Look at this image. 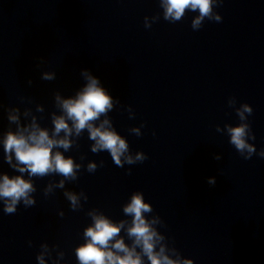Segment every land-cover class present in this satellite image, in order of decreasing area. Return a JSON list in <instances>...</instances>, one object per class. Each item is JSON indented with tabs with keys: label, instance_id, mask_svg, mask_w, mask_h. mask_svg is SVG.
<instances>
[{
	"label": "clouds",
	"instance_id": "1",
	"mask_svg": "<svg viewBox=\"0 0 264 264\" xmlns=\"http://www.w3.org/2000/svg\"><path fill=\"white\" fill-rule=\"evenodd\" d=\"M222 3L223 0H159V5L163 8V19L171 23L181 21L188 12H198L191 21L193 30H199L205 20L221 21L222 17L214 9ZM153 20L158 21L159 16H154ZM145 27H151L147 23V17ZM80 76L85 83L74 95L65 97L60 92L54 94L56 111L49 114L51 128L42 126L39 120L43 117L38 118L31 108L26 107L23 111L19 107L6 109L9 127L0 133V145L3 146L4 162L19 174L10 176L7 172H0V201L3 202L5 214L16 213L21 203L25 208L35 205L33 193L37 189L33 178L61 177L54 184L49 182L46 185L43 190L45 196L53 193L54 188L64 189L66 182H75L78 179L84 165L65 153L79 147L78 140L85 131L88 139L92 141L90 151L94 154L108 152L117 167L123 168L125 164L133 165L148 158L144 152H137L135 157L128 154V143L118 133L109 117L114 109L113 98L101 85L100 79L88 69H81ZM55 78L54 71L41 73L44 81ZM28 83L31 85L32 81L29 80ZM235 103L234 97L228 102L235 109L240 123L237 126L225 125L230 136L229 143L245 160L251 159L254 154L264 158V149L257 153L254 145L248 143L249 139L255 140L247 122L253 108L247 103L235 108ZM35 111L44 113V105L36 104ZM11 125H15L14 130ZM143 126L142 124L140 127ZM216 130L220 131V128L217 127ZM129 131L138 137L141 135L139 128ZM214 158L219 160L220 156ZM84 159L85 156L81 155L80 160ZM103 164V160L99 165L89 161L86 171L94 173ZM130 171L129 169V174ZM207 183L214 186L216 180L210 177ZM63 194L72 211H79L83 207L81 196L83 201L88 200L83 191L78 195L65 190ZM122 212L129 219L114 221L98 208L87 212L91 223L83 230L84 242L74 249L78 264H193V260L183 259L174 246H169L166 236L158 230V226H163V221L159 215L152 214V204L145 202L142 192H133L128 202L122 206ZM59 215L63 217L64 213ZM122 231L124 235H121ZM125 236L130 243L125 242ZM41 247L45 252L48 251L47 244H42ZM64 255V252H59L58 258L63 259ZM36 259L38 264H45L43 253L37 255ZM49 259L53 257L50 255ZM53 264H57V258L53 259Z\"/></svg>",
	"mask_w": 264,
	"mask_h": 264
}]
</instances>
